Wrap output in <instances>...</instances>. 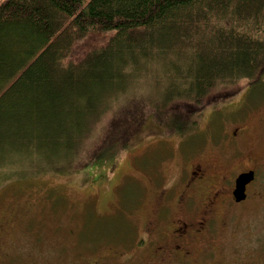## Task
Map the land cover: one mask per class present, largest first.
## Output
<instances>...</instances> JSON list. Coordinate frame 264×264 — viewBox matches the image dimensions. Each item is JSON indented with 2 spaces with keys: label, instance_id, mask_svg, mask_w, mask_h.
I'll use <instances>...</instances> for the list:
<instances>
[{
  "label": "trees",
  "instance_id": "obj_1",
  "mask_svg": "<svg viewBox=\"0 0 264 264\" xmlns=\"http://www.w3.org/2000/svg\"><path fill=\"white\" fill-rule=\"evenodd\" d=\"M89 37L104 39L74 57ZM242 82L240 104L263 92L264 0H0V188L67 177L107 119L92 162L150 119L185 143ZM104 226L84 248L115 235Z\"/></svg>",
  "mask_w": 264,
  "mask_h": 264
},
{
  "label": "rangeland",
  "instance_id": "obj_2",
  "mask_svg": "<svg viewBox=\"0 0 264 264\" xmlns=\"http://www.w3.org/2000/svg\"><path fill=\"white\" fill-rule=\"evenodd\" d=\"M103 39L87 38L74 57ZM243 87L242 82L229 101L218 99L227 93L208 99L203 112L193 117L197 127L185 143L164 134L150 119L135 132L134 126L128 127L124 145L103 150L92 162L99 151L88 158L86 150L102 137L107 119L67 177L45 175L0 188V264H148L146 230L150 222L159 224L153 218L159 190L155 185L160 180L163 186L182 170L189 160L183 147L193 151L194 162L225 175L256 169L247 202L216 210L217 230L207 261L264 264V89L255 100L240 104ZM219 109L222 113L215 119L212 114L219 129L211 132L208 113ZM129 122L119 119L123 131ZM239 128L243 133L238 130L234 137ZM175 212L172 207L166 216ZM104 225L117 227L115 235L106 234L96 247L84 248L82 243ZM197 259L200 264L205 260L199 253Z\"/></svg>",
  "mask_w": 264,
  "mask_h": 264
},
{
  "label": "flooded vegetation",
  "instance_id": "obj_3",
  "mask_svg": "<svg viewBox=\"0 0 264 264\" xmlns=\"http://www.w3.org/2000/svg\"><path fill=\"white\" fill-rule=\"evenodd\" d=\"M248 94L249 92H244L240 99L244 100ZM210 115L211 113H208V122ZM243 129H236L233 136L238 135V130L242 134ZM188 150L183 152L189 160H186L182 170L177 172L175 179L163 183V186L160 180H157L155 185L159 190L153 218L160 225L150 222L146 230L148 264H200L198 253L205 259L203 264H216L207 261L212 253L217 230L215 212L220 208H228L230 204L239 206L246 203L249 189L255 183L254 168L237 175L234 172L225 175L200 162H194V156L190 157L193 152ZM249 171L254 172V179L245 187V199L237 203L233 197L236 179L240 174ZM172 207L177 212L167 217L166 214L172 211ZM196 245H201L198 251Z\"/></svg>",
  "mask_w": 264,
  "mask_h": 264
},
{
  "label": "water",
  "instance_id": "obj_4",
  "mask_svg": "<svg viewBox=\"0 0 264 264\" xmlns=\"http://www.w3.org/2000/svg\"><path fill=\"white\" fill-rule=\"evenodd\" d=\"M254 179V172L249 171L246 173L240 174L235 182V188L233 191V197L235 202H241L245 199V187Z\"/></svg>",
  "mask_w": 264,
  "mask_h": 264
}]
</instances>
